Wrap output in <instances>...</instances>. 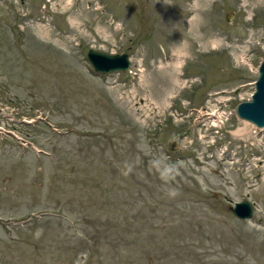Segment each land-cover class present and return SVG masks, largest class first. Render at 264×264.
<instances>
[{"label": "rangeland", "instance_id": "374dc122", "mask_svg": "<svg viewBox=\"0 0 264 264\" xmlns=\"http://www.w3.org/2000/svg\"><path fill=\"white\" fill-rule=\"evenodd\" d=\"M23 2L0 3V264H264V126L233 112L264 0Z\"/></svg>", "mask_w": 264, "mask_h": 264}, {"label": "water", "instance_id": "95a60500", "mask_svg": "<svg viewBox=\"0 0 264 264\" xmlns=\"http://www.w3.org/2000/svg\"><path fill=\"white\" fill-rule=\"evenodd\" d=\"M97 55L104 58L118 57L121 62L105 65L97 58ZM85 59L91 68L98 73L119 72L130 66V59L126 52L107 51L89 47L85 50ZM233 112L237 118L247 120L256 127L264 126V58L260 59L257 64L253 89L249 97L236 101L233 106ZM228 208L239 219L249 218L252 214V203L247 198L233 201Z\"/></svg>", "mask_w": 264, "mask_h": 264}, {"label": "bare ground", "instance_id": "6f19581e", "mask_svg": "<svg viewBox=\"0 0 264 264\" xmlns=\"http://www.w3.org/2000/svg\"><path fill=\"white\" fill-rule=\"evenodd\" d=\"M97 58L103 63V64H105V65H107V64H111V65H113V64H116V63H120L121 62V59L120 58H118V57H113V58H104L103 56H99V55H97ZM214 116V115H213ZM213 120H215L216 118H212ZM241 121H242V126L241 127H239L238 128V130H237V133L236 134H240V135H244L245 133L244 132H246V130L248 129H254L255 127H254V125L252 124V123H250V122H248L247 120H244V119H241ZM252 126L254 127V128H252ZM246 135V134H245Z\"/></svg>", "mask_w": 264, "mask_h": 264}, {"label": "flooded vegetation", "instance_id": "af4514ba", "mask_svg": "<svg viewBox=\"0 0 264 264\" xmlns=\"http://www.w3.org/2000/svg\"><path fill=\"white\" fill-rule=\"evenodd\" d=\"M14 0H0V3H4V5H2V9L4 10L5 13H8V10H14L16 9L19 15L23 16L25 12H27L24 8H23V1L24 0H18L20 2V5L22 6L23 9L20 8H15L14 4H13ZM4 7V8H3ZM6 9V11H5Z\"/></svg>", "mask_w": 264, "mask_h": 264}, {"label": "built area", "instance_id": "2783aa9c", "mask_svg": "<svg viewBox=\"0 0 264 264\" xmlns=\"http://www.w3.org/2000/svg\"><path fill=\"white\" fill-rule=\"evenodd\" d=\"M219 111H221V110H218V111L216 112V115H214V116H213V118H216L215 120H217V119H218V118H217V116H219V115H220V113H221V112H219Z\"/></svg>", "mask_w": 264, "mask_h": 264}]
</instances>
